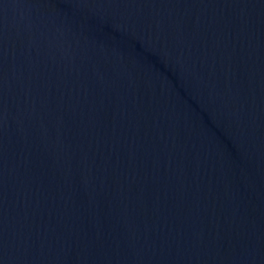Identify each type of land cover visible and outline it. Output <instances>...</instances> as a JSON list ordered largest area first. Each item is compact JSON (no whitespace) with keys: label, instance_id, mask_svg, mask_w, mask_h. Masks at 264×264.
<instances>
[{"label":"water","instance_id":"95a60500","mask_svg":"<svg viewBox=\"0 0 264 264\" xmlns=\"http://www.w3.org/2000/svg\"><path fill=\"white\" fill-rule=\"evenodd\" d=\"M0 264H264V0H0Z\"/></svg>","mask_w":264,"mask_h":264}]
</instances>
